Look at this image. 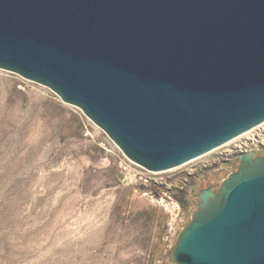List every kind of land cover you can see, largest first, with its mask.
Listing matches in <instances>:
<instances>
[{
	"label": "water",
	"instance_id": "water-1",
	"mask_svg": "<svg viewBox=\"0 0 264 264\" xmlns=\"http://www.w3.org/2000/svg\"><path fill=\"white\" fill-rule=\"evenodd\" d=\"M0 69L177 168L264 122V0H0ZM203 188L175 264H264V151Z\"/></svg>",
	"mask_w": 264,
	"mask_h": 264
},
{
	"label": "rangeland",
	"instance_id": "rangeland-1",
	"mask_svg": "<svg viewBox=\"0 0 264 264\" xmlns=\"http://www.w3.org/2000/svg\"><path fill=\"white\" fill-rule=\"evenodd\" d=\"M216 157L148 173L78 107L0 69V264H175L191 184L237 170Z\"/></svg>",
	"mask_w": 264,
	"mask_h": 264
},
{
	"label": "built area",
	"instance_id": "built-area-1",
	"mask_svg": "<svg viewBox=\"0 0 264 264\" xmlns=\"http://www.w3.org/2000/svg\"><path fill=\"white\" fill-rule=\"evenodd\" d=\"M263 149H264V122L258 124V126L252 129L250 128V130H248L247 132L242 133L239 136H236L234 139L221 145L220 147L215 148L212 151L210 150L209 153L215 152L217 156L216 157L217 160H223V161L226 160L230 162L231 160L236 158V155L245 152L247 150L259 151ZM201 157L196 158L194 160H198ZM194 160H191V162H194ZM147 172L151 173L153 171L147 170Z\"/></svg>",
	"mask_w": 264,
	"mask_h": 264
},
{
	"label": "flooded vegetation",
	"instance_id": "flooded-vegetation-1",
	"mask_svg": "<svg viewBox=\"0 0 264 264\" xmlns=\"http://www.w3.org/2000/svg\"><path fill=\"white\" fill-rule=\"evenodd\" d=\"M261 151L262 150H259L257 152V155H260L261 154ZM264 151V149H263ZM233 166L236 165L237 167V162L235 159L231 160V162ZM207 178L205 176H202L200 177L196 182H193L190 186V189H189V195L194 198V200H198L197 198V195L199 194L200 190L203 189V188H210L212 190H216L217 189V184L215 183H211L210 181L206 180Z\"/></svg>",
	"mask_w": 264,
	"mask_h": 264
},
{
	"label": "bare ground",
	"instance_id": "bare-ground-1",
	"mask_svg": "<svg viewBox=\"0 0 264 264\" xmlns=\"http://www.w3.org/2000/svg\"><path fill=\"white\" fill-rule=\"evenodd\" d=\"M260 124H261V123H260ZM256 126H258V125H256ZM256 126H255V127H256ZM253 128H254V127H253ZM246 132H247V131H246ZM244 133H245V132H244Z\"/></svg>",
	"mask_w": 264,
	"mask_h": 264
}]
</instances>
